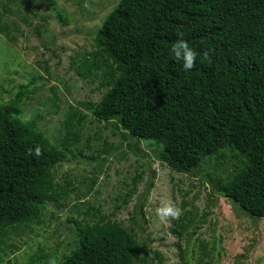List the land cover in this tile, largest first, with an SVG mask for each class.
<instances>
[{
	"label": "trees",
	"instance_id": "obj_1",
	"mask_svg": "<svg viewBox=\"0 0 264 264\" xmlns=\"http://www.w3.org/2000/svg\"><path fill=\"white\" fill-rule=\"evenodd\" d=\"M181 33L198 52L187 71L170 51ZM71 64L83 80L105 87L99 100L80 102L96 120L115 122L124 138L153 140L172 170L190 173L227 151L241 157V167L219 177L218 188L234 208L264 218V0H118L92 49L73 55ZM28 94L22 85L0 103V251L20 226L42 221L46 201L67 195L52 170L78 138L72 107L62 147L36 119L24 121ZM187 214L177 221L179 235L193 220ZM73 221L77 244L64 264L147 261L138 236L122 222L101 214ZM200 247L206 255L207 243Z\"/></svg>",
	"mask_w": 264,
	"mask_h": 264
},
{
	"label": "rangeland",
	"instance_id": "obj_2",
	"mask_svg": "<svg viewBox=\"0 0 264 264\" xmlns=\"http://www.w3.org/2000/svg\"><path fill=\"white\" fill-rule=\"evenodd\" d=\"M117 2L0 0V103L26 85L24 121L36 119L37 128L61 146L63 122L76 110L72 129L78 133L52 170L67 195L46 201L41 222L9 237L0 264H64L77 244L73 220L93 222L100 214L134 230L147 258L139 264H264V218L234 208L218 188V178L238 170L241 157L227 151L190 173L174 171L158 157L153 140L124 138L115 122L96 120L80 103L99 100L105 87L78 76L71 57L92 49ZM169 201L180 209L177 218L157 213ZM186 211L193 220L179 235L177 221ZM200 241L207 243L206 255Z\"/></svg>",
	"mask_w": 264,
	"mask_h": 264
},
{
	"label": "clouds",
	"instance_id": "obj_3",
	"mask_svg": "<svg viewBox=\"0 0 264 264\" xmlns=\"http://www.w3.org/2000/svg\"><path fill=\"white\" fill-rule=\"evenodd\" d=\"M170 51L174 54L176 60L182 61V67L184 70H190L197 62L198 52L190 45L189 41L183 38L181 33L176 41L171 45ZM40 147H36L35 155H40ZM158 215L162 218L173 217L177 218L180 215V209L171 201L164 204L157 209Z\"/></svg>",
	"mask_w": 264,
	"mask_h": 264
}]
</instances>
